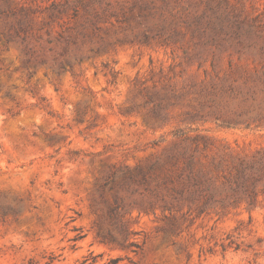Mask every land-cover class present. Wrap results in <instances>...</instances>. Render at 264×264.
<instances>
[{
  "label": "rangeland",
  "instance_id": "rangeland-1",
  "mask_svg": "<svg viewBox=\"0 0 264 264\" xmlns=\"http://www.w3.org/2000/svg\"><path fill=\"white\" fill-rule=\"evenodd\" d=\"M111 257L264 264V0H0V264Z\"/></svg>",
  "mask_w": 264,
  "mask_h": 264
},
{
  "label": "trees",
  "instance_id": "trees-1",
  "mask_svg": "<svg viewBox=\"0 0 264 264\" xmlns=\"http://www.w3.org/2000/svg\"><path fill=\"white\" fill-rule=\"evenodd\" d=\"M115 209H112V211H114ZM123 232H124V241L126 242L127 241V231L125 229H123ZM111 241H114V239H110ZM127 244L129 246H138V243L136 241H128ZM119 257H111L108 259V261H106L105 263L103 264H117V262L119 261Z\"/></svg>",
  "mask_w": 264,
  "mask_h": 264
}]
</instances>
